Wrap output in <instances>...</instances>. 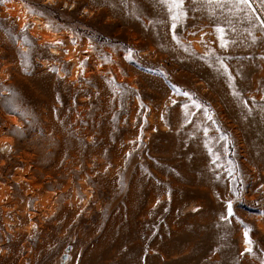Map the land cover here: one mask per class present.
I'll use <instances>...</instances> for the list:
<instances>
[{
    "label": "rangeland",
    "instance_id": "rangeland-1",
    "mask_svg": "<svg viewBox=\"0 0 264 264\" xmlns=\"http://www.w3.org/2000/svg\"><path fill=\"white\" fill-rule=\"evenodd\" d=\"M262 21L0 0V264H264Z\"/></svg>",
    "mask_w": 264,
    "mask_h": 264
},
{
    "label": "bare ground",
    "instance_id": "bare-ground-1",
    "mask_svg": "<svg viewBox=\"0 0 264 264\" xmlns=\"http://www.w3.org/2000/svg\"><path fill=\"white\" fill-rule=\"evenodd\" d=\"M240 53H241V49L234 50V49L230 48V49H225L223 52L219 51L218 54H220V56L224 59L225 64H227L228 62L233 63L237 59V57ZM170 222L174 223L173 218H171V221H170V219L168 220V222L166 221L165 226H163V228L164 227H170ZM170 228L172 231V230H176L179 227L176 226L175 224H173V225H171ZM149 233L151 234V231H149ZM143 235L144 234H142L141 237L139 236L141 240L148 239L149 234L144 235V236ZM131 238H136V235L134 234V232L131 234Z\"/></svg>",
    "mask_w": 264,
    "mask_h": 264
},
{
    "label": "snow or ice",
    "instance_id": "snow-or-ice-1",
    "mask_svg": "<svg viewBox=\"0 0 264 264\" xmlns=\"http://www.w3.org/2000/svg\"><path fill=\"white\" fill-rule=\"evenodd\" d=\"M161 2L163 3H167L168 0H161ZM183 3V0H171V5H174L175 7L179 8ZM238 3H243V4H246L248 5L249 4V0H238ZM30 11H34V9H29ZM173 19L175 20L176 17L174 16ZM262 23H264V21H262ZM175 26V25H174ZM218 31H223V29H218ZM57 43H59V41H57ZM222 46L223 43H222ZM129 58H131V54L129 55ZM185 95H187V93H185ZM228 214L229 215H232V212H231V202L229 201L228 203ZM245 236L247 237V232H245ZM248 243H251V241L249 240ZM248 251H251V249H248Z\"/></svg>",
    "mask_w": 264,
    "mask_h": 264
}]
</instances>
